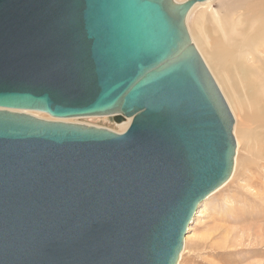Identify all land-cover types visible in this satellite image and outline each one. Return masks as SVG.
Returning a JSON list of instances; mask_svg holds the SVG:
<instances>
[{"label":"water","instance_id":"obj_1","mask_svg":"<svg viewBox=\"0 0 264 264\" xmlns=\"http://www.w3.org/2000/svg\"><path fill=\"white\" fill-rule=\"evenodd\" d=\"M211 1L0 0V264H178L235 163L186 25Z\"/></svg>","mask_w":264,"mask_h":264},{"label":"rangeland","instance_id":"obj_2","mask_svg":"<svg viewBox=\"0 0 264 264\" xmlns=\"http://www.w3.org/2000/svg\"><path fill=\"white\" fill-rule=\"evenodd\" d=\"M247 8H256L251 13L263 12L264 0H215L209 7L199 8L189 16L187 29L196 31L195 21L203 14L206 26L212 32L213 13L243 15V20L250 26L252 19L244 13ZM236 118L235 124L239 123L240 128L250 127L253 140L264 137V110L260 114L252 108L238 110ZM75 122L119 132V125L109 124L104 119H76ZM253 140L241 141L236 146V164L231 178L200 205L188 227L178 264H264V146L261 147L263 143L258 139Z\"/></svg>","mask_w":264,"mask_h":264},{"label":"bare ground","instance_id":"obj_3","mask_svg":"<svg viewBox=\"0 0 264 264\" xmlns=\"http://www.w3.org/2000/svg\"><path fill=\"white\" fill-rule=\"evenodd\" d=\"M211 2L197 4L193 7L187 15L186 23H188L189 16L195 10L209 7ZM254 9L247 8L244 11L252 19L250 26L243 20L244 16L240 15V13L239 15L242 19L232 14L216 15V13H213L212 21L215 25L212 32L206 26L203 14H199L198 19L195 21L196 31L192 29L193 32H191L189 27V30L187 29L192 43L201 55L233 115L234 124L237 121L236 111L238 110L244 111L246 108H252L258 114L263 113L264 110V19H260L261 17L264 18V10L262 12L259 9L262 13H259V11L251 13ZM216 78L220 81L227 97ZM231 102H233V106ZM18 112H24L45 120H53L40 112ZM75 120L68 119L64 121L75 123ZM129 123L130 119L120 124L118 133L124 132L128 128ZM242 127H245V125ZM250 133L251 129L249 126L240 128L239 123L233 125L236 146H239L241 141H252L253 138H251ZM261 137L263 136L254 138V140L258 139L259 143L262 142L263 145L261 147L263 148L264 137L262 140L260 139ZM251 141L248 142L251 143ZM234 162H236L235 159Z\"/></svg>","mask_w":264,"mask_h":264}]
</instances>
